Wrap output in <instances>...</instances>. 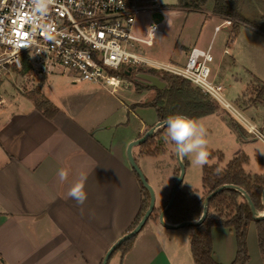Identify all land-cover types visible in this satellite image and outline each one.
Segmentation results:
<instances>
[{
	"label": "crops",
	"instance_id": "crops-1",
	"mask_svg": "<svg viewBox=\"0 0 264 264\" xmlns=\"http://www.w3.org/2000/svg\"><path fill=\"white\" fill-rule=\"evenodd\" d=\"M238 1H241L239 12L244 17L254 21L264 19V0ZM241 7L247 10L242 11ZM224 19L223 26L229 29L231 36L233 20ZM236 22L241 27L237 25L234 36L264 42V32L250 24ZM88 84L81 93L64 100L61 107L52 106L53 113H43L33 102L0 111V264H101L109 247L132 228L143 197L127 161L126 147L153 124L141 121L137 130L127 133L124 126L128 122L119 117L118 108L122 106L132 112L133 105L144 101L138 98L132 102L133 98L126 96L127 103L119 100L117 106L114 95L131 88L111 92L99 86L106 96L113 98L111 104L112 99L102 97L99 89L93 88L95 84ZM260 85L264 83L245 84L240 99L252 96L255 92L251 88ZM136 95L141 93L136 92ZM80 97L84 99L79 101ZM98 97L103 99L104 106L97 103ZM239 104L256 122L253 125L264 126V118L258 120L254 115L264 109V99ZM217 108L213 114L218 112ZM233 125L235 129L227 132L235 130L232 136L235 153L247 157L244 169L252 174L251 167L263 164L264 158L248 149V146L252 149L256 139L246 136L248 132L236 123ZM132 154L135 161L145 156L140 146L136 150L132 148ZM60 169L67 172L64 182L58 178ZM81 174L85 177L86 199L83 204H77L67 193ZM255 175L264 176V170ZM155 226L150 228L153 233L147 231L141 237H134L129 249L120 257L121 264H176L174 259L188 264L189 257L193 263L189 249L192 229L185 241L176 244L172 236L164 241L169 233ZM223 233L218 229L213 232L215 236L211 235L212 257L221 264L231 261L234 252L232 243H222ZM217 237L222 241H215ZM253 239H250L252 245ZM246 264H264V256L258 253Z\"/></svg>",
	"mask_w": 264,
	"mask_h": 264
},
{
	"label": "rangeland",
	"instance_id": "rangeland-1",
	"mask_svg": "<svg viewBox=\"0 0 264 264\" xmlns=\"http://www.w3.org/2000/svg\"><path fill=\"white\" fill-rule=\"evenodd\" d=\"M183 2L184 3L180 0H160V4L162 5L160 13L162 19L160 26L163 31V35L159 41H154L152 46H142V54L150 60L175 66H182L186 61L188 55L187 51L193 47L206 49L210 45L211 55L213 57V61L209 64L211 69L210 79L213 82L215 80V83L221 82L224 88L223 94L225 101L232 105V107H234V109H236V111L246 121L251 124H256V122L250 117V114L240 106L239 102L241 103L242 101V104L246 105L255 97L253 94L249 98L243 99L242 97V99H240L242 92L244 91L245 84L248 82L259 83L260 81L264 83V42L260 40H254V42L251 40L246 41L245 39L238 37V35L234 36L235 33L230 36V31L228 32L229 29L223 26L226 19L222 18L213 11L212 0H207L205 3H202L201 0H183ZM239 4H241V1ZM242 4H245V2H242ZM243 10L247 9L243 7L242 11ZM151 19L152 15L149 12H144L139 15L136 18L134 32L136 34H141L145 25ZM236 21L237 19H233V23H236ZM215 26H217L218 31H214ZM238 26L241 27V25ZM136 69H138L137 72H154L150 74L157 75L160 78L162 75V72L150 71L145 67L136 66ZM135 73L136 72L133 71L130 76L126 78L127 81L131 82V84H128V88H131V90H124L123 92H119L118 95H114V98L117 99V106H119V100L127 103L126 96L132 97V102L138 98H141L140 100L146 102L152 99L155 95V91L152 89L142 90L140 91L141 95H136V87L134 83L139 82H137L134 77ZM212 76H215V79H213ZM23 83L22 78L14 70H12L6 78H3V82L1 84V95L5 100V104H2L3 106L0 107V111L5 107L10 108V106H14L16 104L17 106H21L20 104L30 105L33 102V97H43V99H46L51 106L61 107L64 100L68 101L77 93H81V91L89 85V82L86 81H73L72 76L59 69L46 76V80L44 79L43 84L39 88L40 91L38 95L34 93L36 87L38 86H29L28 84H25L27 86L23 87ZM21 87L23 89H21ZM93 88L99 89L102 97L109 98V96H106V93L103 92L98 85H94ZM32 94H34V96ZM78 99L79 101H82L84 98L80 97ZM109 99H112V104L113 98ZM261 99H264V94H262ZM97 101L98 104H102L103 106L105 105L102 98L98 97ZM121 107L118 108V114L119 117L122 116L126 123L128 122L127 126H124L127 133H130L132 129L137 130L141 121H145L150 125H154V123L157 122L155 111L150 106L143 107L139 105L136 106L132 112ZM129 107H131V105H129ZM217 107L218 112L213 115L197 119L195 123L198 126L203 127L205 130V136L203 139L206 142L207 147L205 150L208 153L206 164L208 166L222 169L233 159V157L241 154L235 153L236 143L232 140L235 130L232 132H227V130L230 128L235 129L233 125L234 123L242 127L245 133L247 130L241 124L240 119L221 106ZM128 112H130L129 115L126 114ZM254 115L258 120H262V118H264V109L254 112ZM257 119L255 120L258 121ZM256 127L261 134H264V126H262V124L257 125ZM250 135V133L248 135L246 134V136L251 138ZM239 138L242 140L241 135H239ZM253 139H256V141H254L255 145H253L252 149L248 146V149L254 153H258L264 158V143L257 138L253 137ZM138 146L133 148L136 150ZM150 148L157 149L159 154L156 156L145 155L142 159L139 158L136 163L145 175L148 183L153 186L155 191V211L152 213L151 218H148L145 222L142 227L143 230L141 229L139 234H135L131 237L129 244L131 245V242L135 239L134 237H141L146 234L147 231L153 233L154 231L150 230V228H154L155 226L153 221H155L157 225H160L164 231L169 233L168 238H163L164 241L170 240V236H172L176 239L174 242L177 244L178 242L185 241L186 235L189 233L191 228L189 226H184L180 228L168 229L156 220L152 219V217H155L156 214L158 215L157 210L159 207L168 201L173 182L179 173L178 164L175 158L174 145L170 141L166 140V128L162 129L161 132L156 135L150 145ZM142 151L144 150L141 148V153ZM180 157L182 159V155H180ZM185 158L186 163L184 165V176L179 186V190L181 192L194 191L197 193V196H202L204 193L203 190H201L202 166L194 163V154L192 153L185 156ZM262 169L264 170V163L255 164L250 169L252 172L250 175H253L254 173L259 174ZM143 199H145L144 202L146 203V198ZM261 211H264V206ZM218 229H220V231H224L222 234L223 241L220 240L221 237L215 238V241H222V243L226 245H229V242L232 243L234 251L232 260L225 263L230 264L234 260L236 254L237 246L235 234L230 228L214 226L210 230L211 235H213L214 231H218ZM165 236L166 235H164V237ZM252 238H254L253 245L250 243V239ZM245 242L248 255V260L245 262L246 264L249 261V258L252 257L254 260L255 257L258 256V253H260L253 221H250L247 225ZM172 251L174 252L173 248ZM125 253L126 251L123 252L121 249L114 251L108 258L106 264H121L120 257ZM174 261L176 264H186L185 261H179L176 259H174ZM189 263L193 264L190 257L188 264Z\"/></svg>",
	"mask_w": 264,
	"mask_h": 264
},
{
	"label": "built area",
	"instance_id": "built-area-1",
	"mask_svg": "<svg viewBox=\"0 0 264 264\" xmlns=\"http://www.w3.org/2000/svg\"><path fill=\"white\" fill-rule=\"evenodd\" d=\"M45 2L47 9L40 13L34 7L35 0H0V106L4 103L1 84L12 70L22 78L23 87L38 86L59 69L75 82L86 81L117 92L131 84L119 73L128 67L137 72L136 66H140L185 80L240 119L248 134L264 143V136H257V127L225 101L222 84L210 79V45L191 48L182 66L150 60L142 54V46H152L163 35L160 0ZM144 12L151 13L152 19L141 34H136V18Z\"/></svg>",
	"mask_w": 264,
	"mask_h": 264
},
{
	"label": "trees",
	"instance_id": "trees-1",
	"mask_svg": "<svg viewBox=\"0 0 264 264\" xmlns=\"http://www.w3.org/2000/svg\"><path fill=\"white\" fill-rule=\"evenodd\" d=\"M180 1L184 3L183 0ZM206 1L207 0H201L202 3ZM238 5V0H213V11L224 18H230L232 20L237 19L239 22L250 24L259 31L264 32V19L262 21H254L244 17L239 12ZM237 25V22L233 23V34L236 32ZM119 75L128 78L123 72L119 73ZM161 79L166 83V87L162 90L134 83L136 87L135 90L138 93L142 90L150 89L155 91V95L152 99L139 105L143 107H152L158 121H166L171 115L182 114L195 122L197 119L211 115L216 111L217 105L206 95L202 94L199 89L193 87L185 80L167 73H163ZM43 81L44 79H42L38 87H36L34 91L35 94L38 95L40 91L39 88L43 84ZM251 89L255 92V97L252 101L261 102L263 100L261 97L262 94H264V85L252 87ZM32 95L34 96V94ZM32 100L35 107L43 113L48 114L55 112V109L46 99H43V97H33ZM139 105L136 104L132 107L135 108ZM165 128L166 125L158 129L153 136L147 138L145 142L139 145L144 150L142 154L146 156H156L159 154V151L150 148V145L156 135ZM182 161L185 165L186 158L183 155ZM246 162L247 157L241 153L229 161L222 169L204 164L201 169V190L204 192L203 195L197 196V193L194 191L181 192L179 190L180 183L174 195L172 205L165 211V221L170 224H177L183 221L197 220L201 215L204 197L224 184H232L242 188L250 197L255 209L261 211L263 209L261 194L264 189V176L246 173L244 170V164ZM134 175L139 183L142 197L146 198V203L144 202L145 199L142 198L141 206L134 219L132 228L142 217L148 206L147 200H149L147 190L142 186L135 172ZM166 203L167 202L159 207L157 210L158 214ZM207 209V216L201 224L189 226L192 229L189 237V249L194 264H218L212 258L210 230L214 226L230 228L234 232L237 247L235 258L230 264H245L248 260L245 236L247 225L250 221L254 222L258 249L261 255L264 256V218H252L249 206L239 192L233 189H226L217 193L209 200ZM154 211L155 208L153 209V212ZM151 215L149 218H151ZM152 219L158 220V215L156 214ZM130 240L131 238L117 246L114 251L118 249H121L123 252L127 251L130 247Z\"/></svg>",
	"mask_w": 264,
	"mask_h": 264
},
{
	"label": "water",
	"instance_id": "water-1",
	"mask_svg": "<svg viewBox=\"0 0 264 264\" xmlns=\"http://www.w3.org/2000/svg\"><path fill=\"white\" fill-rule=\"evenodd\" d=\"M132 73V68L128 67L127 70L124 72V74L126 76H130V74ZM135 79L137 80V82H139L140 84L146 86V87H150V88H155L158 90H162L163 88L166 87V83L157 75L154 74H150L147 72H136L134 74ZM167 121V120H166ZM166 121H157L153 126H151L147 131H145V133L140 136L139 138L131 141L130 143H128L127 147H126V158L127 161L131 167V169L136 173V175L138 176V179L140 181V183L142 184V186L147 190L148 195H149V200H148V206L146 208V210L144 211L142 217L140 218V220L138 221V223L128 232H126L125 234H123L115 243H113L109 249L106 251V253L104 254L101 264H106L108 258L110 257V255L112 254V252L117 248V246H119L120 244H122L123 242H125L126 240L130 239L131 237H133L135 234H137L142 227L144 226L145 222L148 220V218L150 217V215L153 212V209L155 208V193L154 190L152 188V186L148 183L147 179L145 178L143 172L141 171V169L139 168V166L137 165L133 154H132V148L135 146H138L140 144H142L143 142H145V140L151 136H153V134L160 129L161 127L166 125ZM175 158L178 164V176L176 177V179L173 182L172 188L170 190V195L168 198V201L166 203V205L164 206V208L159 212L158 214V222L164 226L165 228H174V227H184V226H197L199 224H201L206 216H207V211H208V202L209 200L216 195L217 193L222 192L223 190L226 189H233L237 192H239L243 198L245 199L246 203L249 206L250 212H251V216L253 219H262L264 218V211L261 213L259 211H257L250 199V197L248 196V194L240 187L232 185V184H224L221 185L219 187H217L214 191L210 192L208 195H206L203 199L202 202V211H201V215L200 217L195 220V221H183L177 224H170L168 222L165 221L164 219V214L165 211L172 205L173 200H174V195L176 193V190L179 186V184L182 182L183 176H184V170H185V166L184 163L180 157V155H178L175 152ZM261 202L264 206V189L262 191L261 194Z\"/></svg>",
	"mask_w": 264,
	"mask_h": 264
},
{
	"label": "clouds",
	"instance_id": "clouds-1",
	"mask_svg": "<svg viewBox=\"0 0 264 264\" xmlns=\"http://www.w3.org/2000/svg\"><path fill=\"white\" fill-rule=\"evenodd\" d=\"M34 7L36 11L43 13L47 9L45 0H35ZM205 130L198 126L189 117L182 114L171 115L166 121V140L174 145V150L178 155L187 156L194 154V163L203 166L207 162L206 142L203 139ZM257 136H264L257 132ZM60 182L67 179V172L64 169L58 171ZM84 175L81 174L80 180L72 185L67 195L76 201L77 204H83L86 199V193L83 190Z\"/></svg>",
	"mask_w": 264,
	"mask_h": 264
},
{
	"label": "bare ground",
	"instance_id": "bare-ground-1",
	"mask_svg": "<svg viewBox=\"0 0 264 264\" xmlns=\"http://www.w3.org/2000/svg\"><path fill=\"white\" fill-rule=\"evenodd\" d=\"M262 213V212H261Z\"/></svg>",
	"mask_w": 264,
	"mask_h": 264
}]
</instances>
